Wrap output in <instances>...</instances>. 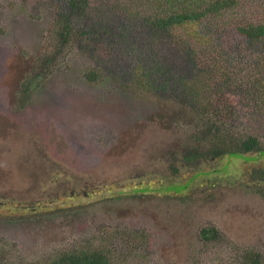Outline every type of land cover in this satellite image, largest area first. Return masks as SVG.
Returning a JSON list of instances; mask_svg holds the SVG:
<instances>
[{"label": "rangeland", "instance_id": "374dc122", "mask_svg": "<svg viewBox=\"0 0 264 264\" xmlns=\"http://www.w3.org/2000/svg\"><path fill=\"white\" fill-rule=\"evenodd\" d=\"M110 12L95 0L97 21ZM52 15L48 0H0V264H44L79 250L105 252L108 264H239L245 251L264 261V179L257 175L264 157L185 162L186 150L200 143L189 108L136 97L111 72L89 83L85 72L113 65L82 48L19 105L21 84L46 51ZM231 34L223 33L230 42ZM198 46L210 56L207 44ZM185 48H177L179 59ZM252 51L241 63L215 57V68L221 63L230 76L224 93L234 133L264 147L256 97L264 61L256 65ZM171 186L183 188L185 201ZM203 227L218 231L216 241H199Z\"/></svg>", "mask_w": 264, "mask_h": 264}, {"label": "trees", "instance_id": "16d2710c", "mask_svg": "<svg viewBox=\"0 0 264 264\" xmlns=\"http://www.w3.org/2000/svg\"><path fill=\"white\" fill-rule=\"evenodd\" d=\"M48 1L53 13L47 33L48 45L21 84L20 106L73 49H92L101 52L113 67L85 72L84 78L89 83H101L107 72H111L110 77L136 97L141 94L153 102L171 101L174 106L190 109L194 127L200 128V143L193 140L195 145L183 155L185 162L242 158L249 153L264 157L260 140L234 133L230 126L228 117L233 105L224 93L230 76L221 63L215 68V57H220V62L230 63L234 58L241 63L242 55L250 48L253 49L250 57L256 65L264 61V0H102L111 16L99 21L94 17L95 0ZM137 1L140 2L138 6ZM250 5L251 12L248 11ZM233 10L235 13H230ZM226 14L232 17L225 20ZM212 20L215 22L210 23ZM203 27L204 30H200ZM226 30L232 31L229 37L232 42L223 35ZM156 40L160 41L157 47ZM199 43L211 48L209 57L203 56ZM180 45L186 46L181 59L177 50ZM162 47L166 50L160 52ZM197 51L200 55L195 60ZM187 59L190 64L186 63ZM259 89L256 97L264 112V86ZM257 175L264 179V171ZM168 188H172L178 200L185 201L181 196L184 194L182 187ZM217 234L215 228L203 227L199 231V241L214 242ZM240 261L239 264H264L259 253L249 251L242 254ZM108 263L106 253L99 250L64 251L44 262Z\"/></svg>", "mask_w": 264, "mask_h": 264}, {"label": "bare ground", "instance_id": "6f19581e", "mask_svg": "<svg viewBox=\"0 0 264 264\" xmlns=\"http://www.w3.org/2000/svg\"><path fill=\"white\" fill-rule=\"evenodd\" d=\"M8 136V135H7ZM56 141V140H55ZM70 156V155H69ZM98 161V160H97ZM90 162V161H89ZM91 165V164H90Z\"/></svg>", "mask_w": 264, "mask_h": 264}]
</instances>
